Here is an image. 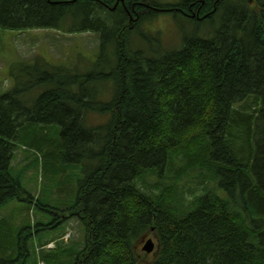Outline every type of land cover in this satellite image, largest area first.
Returning <instances> with one entry per match:
<instances>
[{"label": "trees", "instance_id": "16d2710c", "mask_svg": "<svg viewBox=\"0 0 264 264\" xmlns=\"http://www.w3.org/2000/svg\"><path fill=\"white\" fill-rule=\"evenodd\" d=\"M117 1L0 0V28L103 31V47L117 37L108 74L49 61L11 68L13 86L0 94V207L27 200L77 217L85 241L73 264H264V0H125L111 9ZM161 13L181 43L135 49L129 33ZM105 79L116 81L107 102L94 88ZM90 112L106 123L88 124ZM18 146L26 161L15 172ZM31 168L56 182L54 199L65 186L69 205L52 209L44 194H28ZM145 237L156 238L155 255L141 252ZM0 264L14 260L0 254Z\"/></svg>", "mask_w": 264, "mask_h": 264}, {"label": "rangeland", "instance_id": "374dc122", "mask_svg": "<svg viewBox=\"0 0 264 264\" xmlns=\"http://www.w3.org/2000/svg\"><path fill=\"white\" fill-rule=\"evenodd\" d=\"M152 1L160 4H171L176 0ZM206 25L207 23H205ZM108 28L111 29L112 25H109ZM157 30L162 32L160 40H158ZM176 30L173 18L168 13H161L156 19L145 22L139 31L130 32L129 38L135 49L143 51V48H145L149 50L151 44L157 45L158 41H160L167 50H171L177 48L182 40L181 31L177 33ZM102 34L103 31L93 30L82 33H65L57 28L23 30L0 28V94L13 86L14 80L10 70L11 68L17 70L16 68L21 66V64L34 66L35 70L38 71L43 68L42 64L44 61H49L54 65L56 64V66L64 65L68 69L83 72L84 74L89 71L108 74L117 63L115 52L117 37L111 36L115 38V41L108 40L103 47ZM5 77H7V80L4 79ZM94 86L98 92L99 99L107 102L115 92L116 81L109 79L100 80ZM31 95L37 96L33 93ZM86 121L88 124L96 125V123H106L107 118L96 114V112H90ZM24 154L23 146H18L14 159L15 172L19 171L21 166H23L22 162L26 161ZM61 172L57 173V176L60 175L58 180H67L69 174L63 175ZM39 174L40 171L37 168H31L30 173L26 172L24 174L23 184L28 194L34 196L44 194L45 201L53 206L52 209L60 205L68 206L72 194L62 193L61 190L65 186H58L60 198L54 199L51 192L57 186L56 182L52 183L45 172L41 174L44 182H39ZM37 176L36 182L35 178ZM74 182L76 180L72 179L65 181L64 184H69L70 186ZM27 202V200H11L0 207V222L6 221L3 225L0 224L5 231L4 238L0 241V244L2 245L3 243L10 249L7 252L1 251L0 254L14 260V264H33V261H35L32 257V251L35 250L34 237H38L37 243L40 246L47 240L55 241L57 244L56 248L51 249L46 254V258L49 256L48 264H52V262L54 264L75 263L76 253L82 248L85 241L84 226L80 220L78 218L72 220L75 216L70 213L61 214L62 218L56 209L55 213L53 211L45 213L34 205V209H32L31 204ZM40 220L48 221V223L52 222L51 224L55 225L43 229L34 224L35 221L41 222ZM22 228L27 233V243H25L24 238L23 244H26L28 249L22 250V253H25L24 256H19L17 238L21 235L19 232ZM64 232H70L71 234L66 241L60 239ZM27 251H29V255Z\"/></svg>", "mask_w": 264, "mask_h": 264}, {"label": "crops", "instance_id": "0c3cea01", "mask_svg": "<svg viewBox=\"0 0 264 264\" xmlns=\"http://www.w3.org/2000/svg\"><path fill=\"white\" fill-rule=\"evenodd\" d=\"M3 218V217H2ZM76 219V218H75ZM72 220H74V219H72ZM4 223H6V221H1L0 222V224L1 225H3ZM23 229V228H22ZM22 229H21V231H22ZM21 231L19 232V234L21 233ZM0 232H5L3 229H1L0 230ZM62 237V236H61ZM4 238V236H0V240L2 241V239ZM37 238L38 237H35V240H37ZM40 241V240H39ZM30 254V253H29ZM32 257H33V259L35 260V261H33V264H38V255H36L34 252H32ZM39 257L41 258V259H43L45 262H46V264H48V262H47V260H45L46 258H44V254H41V255H39Z\"/></svg>", "mask_w": 264, "mask_h": 264}, {"label": "water", "instance_id": "95a60500", "mask_svg": "<svg viewBox=\"0 0 264 264\" xmlns=\"http://www.w3.org/2000/svg\"><path fill=\"white\" fill-rule=\"evenodd\" d=\"M121 1L123 2L124 0H121ZM115 6H116V5H115ZM115 6H114V7H115ZM154 246H155V244H154L153 239H152V238H149V239L145 242V244H144V246H143V250L146 251V252H152L153 249H154Z\"/></svg>", "mask_w": 264, "mask_h": 264}]
</instances>
